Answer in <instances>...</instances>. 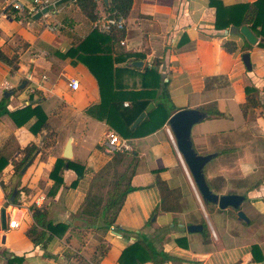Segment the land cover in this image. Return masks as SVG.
Listing matches in <instances>:
<instances>
[{
  "label": "crops",
  "instance_id": "1",
  "mask_svg": "<svg viewBox=\"0 0 264 264\" xmlns=\"http://www.w3.org/2000/svg\"><path fill=\"white\" fill-rule=\"evenodd\" d=\"M54 1L41 0V4ZM220 1L229 6L256 0ZM96 2L98 19L104 14L103 0ZM5 6L7 1L0 0V11ZM37 12L26 2L22 11L9 9L6 18L0 19V52L12 61L11 65L0 61V101L7 99L9 111L38 103L50 130L34 135L29 127L35 118L17 127L8 115L1 116L0 152L7 153L10 163L0 177L3 184L5 171L11 169L8 185L22 188L16 202L22 201L32 210V202L43 196L40 208L47 211V218L68 229L61 238L47 232L44 241L34 245L25 236L33 223L32 213L24 215L18 229L0 228V264H8L14 257L22 258L18 264H118L122 250L139 234L173 258L164 264H264V47L258 45L263 39L257 38L256 44L241 52V36L214 28L215 10L208 0H133L124 37L111 47L112 56L122 58L114 64L116 68L135 61L143 65L121 76L119 83L138 88L135 74L158 64L176 111L214 105L219 115H209L192 127V144L200 155L228 152L211 159L203 169L204 176L222 178L223 194L245 195L239 210L246 221L238 219L237 210L204 205L193 194L166 123L153 134L130 139L139 159L130 185L138 189L126 195L113 229L94 231L85 229L74 216L94 174L109 162L102 143L105 133L112 130L86 113L99 102L96 80L82 63L65 56L93 30L94 21L81 12L75 0L34 19ZM227 41L235 42L238 49L226 52L222 44ZM245 52L250 55L251 70L242 62ZM71 79L78 82L77 90L68 86ZM48 132L56 153L53 156L44 144ZM69 138V160L84 169L83 175L78 178L65 165L59 174L63 183L56 186L49 175L56 159L63 158ZM30 143L40 152L15 177L12 162L22 158L20 150ZM156 177L179 191L171 211L161 210ZM193 205L206 224L205 234L186 230L190 224H200L201 219L187 221L193 216ZM253 247H257L255 252Z\"/></svg>",
  "mask_w": 264,
  "mask_h": 264
},
{
  "label": "trees",
  "instance_id": "2",
  "mask_svg": "<svg viewBox=\"0 0 264 264\" xmlns=\"http://www.w3.org/2000/svg\"><path fill=\"white\" fill-rule=\"evenodd\" d=\"M132 3L133 0H108V5H105L103 2L104 14L102 17H122L126 19L130 13ZM75 4L90 21L100 19H97L96 0H75ZM208 5L215 10L214 28L216 30L247 26L256 38L263 39L264 41V0L229 6L224 5L220 0H208ZM124 34V31L102 34L93 29L81 42L70 49L65 56L82 63L97 82L99 102L87 108L86 113L98 121L105 122L119 137L135 139L148 136L160 130L167 123L169 117L175 113L176 109L170 100L167 83L161 78L158 64L149 67L145 66L141 73L135 74L139 80L138 88L130 89L121 86L119 83L121 76L131 74L132 71H138V68L133 67L131 64L126 68L114 67V64L120 62L122 58L121 56L113 57L111 47L121 40ZM263 41L259 42L258 45L264 47ZM222 47L228 53L235 52L238 49L237 44L233 41L224 42ZM250 47L244 40L240 51L244 52ZM125 56L131 57L133 55L127 54ZM133 57L136 58V56ZM0 61L6 65L12 64L10 58L1 52ZM124 103H127V106ZM149 103H153L154 108L146 114L134 129H131V125L135 119L145 110ZM199 110L206 113L207 118L209 115H219L214 109L213 104ZM3 115H8L17 127L24 126L32 118H35V122L29 127V130L34 135L43 130H50L48 129L49 125L46 123V115L38 103L9 111L7 109V99L3 98L0 101V117ZM48 137V140L52 142L51 132H48ZM20 151L23 154L22 158L18 162H12L13 176L15 177L20 175V171L25 164L35 153L40 152V149L34 143H30ZM226 153L228 152L225 150L215 152L213 153V158ZM9 159L7 153L0 152V174L10 163ZM138 163V155L134 150L130 153H114L109 162L94 174L89 191L74 216L77 221L84 224L83 227L85 229L107 231L111 227H114L116 217L124 203L126 195L138 189L130 185V180L136 171ZM65 165H67L68 169H72L78 178L83 175V168L70 160L58 158L49 175L50 178L54 179L56 186L63 183L59 174ZM121 166L124 168L123 171L113 180L104 177L110 170L114 172L117 167ZM154 173H158V170H154ZM205 179L213 193L218 195L223 194L224 188L221 185L224 181L222 178L218 177V180L215 178L209 180L205 177ZM155 182L161 194V210L165 212L171 211L179 196V191L169 188L158 177H156ZM96 185L101 188L109 186V189L105 192L104 196H101L94 192ZM14 188L16 190L14 202H16L22 188L13 186L8 190L6 184H2V189L7 198L10 197ZM202 202L204 205L211 204L206 201ZM47 216L48 213L43 208L34 207L32 209L33 223L26 229L25 236L34 245L42 243L47 232L52 236L61 238L68 229V226L65 224H53ZM199 223L202 225V233L205 234L207 232L205 222L201 219ZM252 249L255 252L257 247H253ZM253 252L252 255L255 259ZM171 259L173 258L163 250L156 249L145 235L139 234L133 243L122 250L118 264H145L147 262L164 264ZM7 262L8 264H18L22 262V258L14 257Z\"/></svg>",
  "mask_w": 264,
  "mask_h": 264
},
{
  "label": "water",
  "instance_id": "3",
  "mask_svg": "<svg viewBox=\"0 0 264 264\" xmlns=\"http://www.w3.org/2000/svg\"><path fill=\"white\" fill-rule=\"evenodd\" d=\"M74 0H56L44 6L40 11H38L33 18L38 19L42 15L52 11L55 7ZM105 5H108V0H103ZM231 36H241L249 45H254L257 42L256 36L251 32L247 26L230 27L225 31ZM242 62L247 70H251L250 55L248 52L242 54ZM135 67H142V61H135L132 63ZM164 79V76H162ZM9 96L8 92L4 93V97ZM154 108L153 103H149L143 112H141L131 125V129H134L140 121ZM207 118V114L201 112L199 109H183L173 113L167 124L174 138V143L178 154L180 155L185 167L187 168L192 183L194 184L197 192L199 193L201 200L208 203L217 205L219 209L224 210L226 208H232L237 210V217L240 220H245L246 218L242 211L239 210L241 203L244 201V196L240 194H222L218 195L213 193L207 185L203 169L205 165L214 157V154L200 155L198 154L192 144L191 140V130L192 127ZM72 139L69 138L64 146L62 157L66 160L72 158L71 151ZM31 160H29L25 166L22 168L23 173L26 168L30 165ZM16 197V190H13L9 197V201L13 202ZM154 219V218H153ZM0 228L2 230L6 229V214L5 209L0 210ZM187 232L196 233L201 232L202 226L200 224H190L186 227Z\"/></svg>",
  "mask_w": 264,
  "mask_h": 264
},
{
  "label": "built area",
  "instance_id": "4",
  "mask_svg": "<svg viewBox=\"0 0 264 264\" xmlns=\"http://www.w3.org/2000/svg\"><path fill=\"white\" fill-rule=\"evenodd\" d=\"M7 6H5L0 11V19L6 18V11H22L26 2L31 3L36 11H40L44 5L41 4V0H6ZM126 20L122 17H101L100 19L94 21L93 29H96L102 34L107 33H118L125 30ZM54 28H51L53 30ZM121 45L124 44L123 41L119 42ZM68 86L72 90L78 89V82L71 79ZM127 106V103H124ZM103 152L105 154L114 153H130L133 150L130 139H124L119 137L115 132L108 131L104 135L103 141ZM3 179L0 177V210L5 209L6 214V229L15 230L21 226V221L24 219V215L31 214L32 210L24 202L19 201L16 203L10 202L9 199L4 195L2 191ZM44 197L40 196L35 199L32 203L36 208H40L43 205ZM113 229V227H111Z\"/></svg>",
  "mask_w": 264,
  "mask_h": 264
},
{
  "label": "rangeland",
  "instance_id": "5",
  "mask_svg": "<svg viewBox=\"0 0 264 264\" xmlns=\"http://www.w3.org/2000/svg\"><path fill=\"white\" fill-rule=\"evenodd\" d=\"M48 19H50V18H48ZM174 139V138H173ZM10 142H12L11 140H9ZM172 142V141H171ZM173 143V142H172ZM45 144V148H47V151H48V153H51V156H53V155H56V153H55V149L53 148V142H51L50 140H46V142L44 143ZM51 147V149H49V148ZM43 153H45L44 151H43ZM103 153V155L105 156V157H107L109 160H110V158L112 157V154H105L104 152H102ZM123 166H121V167H117L116 168V170H114V172H113V170H110L108 173H106L105 175H104V177H106V178H108V179H110V180H113L118 174H120L122 171H123ZM8 171H5V181H4V185L6 184V187H7V189L9 190V188H11L12 186H10V184L8 185V177L10 176V171H11V169H7ZM186 170H187V168H186ZM187 173L189 174V172H188V170H187ZM189 177H190V179H189ZM189 177H188V179H189V181H190V186H191V189H192V192H193V194H196V195H198L199 196V199H200V201L202 202V200H201V197H200V195H199V193L197 192V190H196V188H195V186H194V184L191 182L192 181V179H191V176H190V174H189ZM217 179L218 177L217 176H212L209 180H213V179ZM218 180V179H217ZM7 182V183H6ZM107 184V183H106ZM222 184V183H221ZM221 186H223V188H224V190L226 189L225 188V184H224V182H223V184L221 185ZM109 189V186L107 187H103V188H101V187H99V186H95V189H94V192H96L97 194H99V195H101V196H104L105 195V192L107 191ZM196 195H194V196H196ZM196 198V197H195ZM194 202V201H193ZM203 203V202H202ZM209 206V205H208ZM193 216L192 217H189V218H187V221H189V220H193V221H197V220H200L201 219V217H200V214H199V211L196 209V206L195 205H193ZM192 215V214H191Z\"/></svg>",
  "mask_w": 264,
  "mask_h": 264
},
{
  "label": "bare ground",
  "instance_id": "6",
  "mask_svg": "<svg viewBox=\"0 0 264 264\" xmlns=\"http://www.w3.org/2000/svg\"><path fill=\"white\" fill-rule=\"evenodd\" d=\"M183 163V162H182ZM183 167H184V169H185V173L187 174V176L189 177V174L187 173V170H186V167L183 165ZM186 176V177H187ZM189 179H190V177H189ZM190 182V181H189Z\"/></svg>",
  "mask_w": 264,
  "mask_h": 264
}]
</instances>
